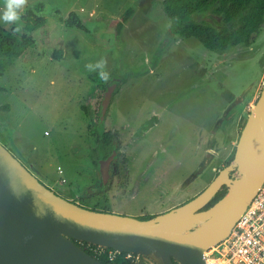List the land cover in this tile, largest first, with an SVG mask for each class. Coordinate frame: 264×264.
Listing matches in <instances>:
<instances>
[{
  "label": "rangeland",
  "instance_id": "374dc122",
  "mask_svg": "<svg viewBox=\"0 0 264 264\" xmlns=\"http://www.w3.org/2000/svg\"><path fill=\"white\" fill-rule=\"evenodd\" d=\"M165 1L24 0L19 19L0 18V28L34 39L20 58L2 57L0 143L43 184L88 209L140 218L193 199L231 164L264 88V25L250 44L214 52L172 34ZM131 7L119 34L109 19ZM56 10L79 13L90 32L65 28ZM40 20L43 27L27 31ZM195 21L224 25L213 9ZM112 85L103 122L118 153L103 185L89 128Z\"/></svg>",
  "mask_w": 264,
  "mask_h": 264
},
{
  "label": "water",
  "instance_id": "95a60500",
  "mask_svg": "<svg viewBox=\"0 0 264 264\" xmlns=\"http://www.w3.org/2000/svg\"><path fill=\"white\" fill-rule=\"evenodd\" d=\"M116 86L102 102L101 121ZM114 151L99 164L107 184ZM264 184V88L240 134L234 160L198 196L149 220L88 209L57 194L0 143V264H102L76 242L156 257L162 264H209ZM226 194L207 208L224 188Z\"/></svg>",
  "mask_w": 264,
  "mask_h": 264
},
{
  "label": "trees",
  "instance_id": "16d2710c",
  "mask_svg": "<svg viewBox=\"0 0 264 264\" xmlns=\"http://www.w3.org/2000/svg\"><path fill=\"white\" fill-rule=\"evenodd\" d=\"M212 9L215 15L222 18L223 26L217 28L207 22L195 21L196 16L206 14ZM165 12L171 22L172 34L182 38H195L205 48L214 52H223L230 47L250 44L254 37L259 36L264 25V0H166ZM134 13L135 9L131 7L120 19H109V22L120 34ZM56 14L58 21L65 28L86 33L90 32L79 13L71 12L67 18L61 16L58 10H56ZM44 25L45 20L29 22L26 29L29 32H34ZM33 44L34 39L32 37L19 38L13 33L0 28V77L4 76L5 67L2 57L20 58ZM83 109L86 111L85 107ZM89 133L97 140V147L92 150L91 156L97 167H99V160L107 159L114 150H117V141L113 133L106 131L101 117L95 128H89ZM226 192L227 188L224 187L207 208L220 200ZM154 217V215H148L138 219L149 220ZM76 243L84 248L79 242ZM125 256V253L119 255L116 263L131 264ZM99 260L102 264H109L105 257H100ZM143 264L147 263L144 262Z\"/></svg>",
  "mask_w": 264,
  "mask_h": 264
},
{
  "label": "built area",
  "instance_id": "2783aa9c",
  "mask_svg": "<svg viewBox=\"0 0 264 264\" xmlns=\"http://www.w3.org/2000/svg\"><path fill=\"white\" fill-rule=\"evenodd\" d=\"M81 244L91 256L98 260L105 257L109 264H117L119 255L123 254L112 249ZM125 254L131 264L147 263L144 256ZM205 258L208 263L217 260L219 264H264V184L230 236L206 252Z\"/></svg>",
  "mask_w": 264,
  "mask_h": 264
},
{
  "label": "clouds",
  "instance_id": "9594fccd",
  "mask_svg": "<svg viewBox=\"0 0 264 264\" xmlns=\"http://www.w3.org/2000/svg\"><path fill=\"white\" fill-rule=\"evenodd\" d=\"M23 5L24 0H6L4 11L0 18L5 21H14L19 19V13L17 12V9H22Z\"/></svg>",
  "mask_w": 264,
  "mask_h": 264
},
{
  "label": "flooded vegetation",
  "instance_id": "af4514ba",
  "mask_svg": "<svg viewBox=\"0 0 264 264\" xmlns=\"http://www.w3.org/2000/svg\"><path fill=\"white\" fill-rule=\"evenodd\" d=\"M109 108H110V107H109ZM108 111H109V110H108ZM107 114H108V112H107ZM106 116H107V115H106ZM117 146H118V143H117ZM211 148H212V143H209V148H208V151H209V152H211V151H210ZM117 150H118V149H117ZM117 150H114V151H116V153H118ZM114 151H113V152H114ZM235 151H236V150H235ZM211 156H212V154H209V155H208V158L205 160V165H208V164H209V162H210V157H211ZM234 156H235V152H234V155H233V157H232V162H233V160H234ZM115 160H116V157L114 158V160L112 161V164H111L112 175H111V178H110L109 182H110V181L113 179V177H114V161H115ZM232 162H231V163H232ZM205 165H203V167L200 168V171L203 170V168H204ZM122 171H123V170H122ZM122 171H121L120 173L122 174V176H124V175H123L124 173H123ZM218 174H219V173H218ZM101 178H102V177H101ZM215 178H216V177H215ZM215 178H214V179H215ZM214 179H213V180H214ZM213 180H212V181H213ZM102 182H103V185H107V184L109 183V182H108L107 184H104L103 178H102ZM210 183H211V182H210ZM210 183H209V184H210ZM208 186H209V185H208ZM208 186H207V187H208ZM207 187H206V188H207ZM206 188H205V189H206ZM205 189H204V190H205ZM204 190H203V191H204ZM203 191H202V192H203ZM202 192H201V193H202ZM199 194H200V193H199ZM199 194H198V195H199ZM198 195H197V196H198ZM195 197H196V196H195ZM195 197H194V198H195ZM189 201H190V200H189ZM81 245L83 246V244H81Z\"/></svg>",
  "mask_w": 264,
  "mask_h": 264
},
{
  "label": "bare ground",
  "instance_id": "6f19581e",
  "mask_svg": "<svg viewBox=\"0 0 264 264\" xmlns=\"http://www.w3.org/2000/svg\"><path fill=\"white\" fill-rule=\"evenodd\" d=\"M220 262L219 261H217V260H210L209 261V264H219Z\"/></svg>",
  "mask_w": 264,
  "mask_h": 264
}]
</instances>
